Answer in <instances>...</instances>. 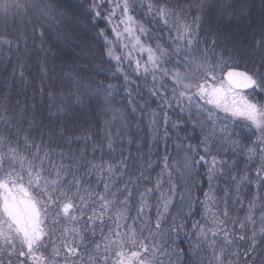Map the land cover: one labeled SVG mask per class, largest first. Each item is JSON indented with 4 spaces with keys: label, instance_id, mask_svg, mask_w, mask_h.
Segmentation results:
<instances>
[{
    "label": "snow or ice",
    "instance_id": "snow-or-ice-1",
    "mask_svg": "<svg viewBox=\"0 0 264 264\" xmlns=\"http://www.w3.org/2000/svg\"><path fill=\"white\" fill-rule=\"evenodd\" d=\"M0 75V264H264V0H0Z\"/></svg>",
    "mask_w": 264,
    "mask_h": 264
},
{
    "label": "trees",
    "instance_id": "trees-1",
    "mask_svg": "<svg viewBox=\"0 0 264 264\" xmlns=\"http://www.w3.org/2000/svg\"><path fill=\"white\" fill-rule=\"evenodd\" d=\"M254 18L259 17V8H256L253 10L252 13ZM248 21L247 20H242V19H237L234 21H231V28H237L239 26L240 28H244V31H246L244 34V37L242 35H239V33L236 35L240 40H244L245 38L250 39V32L251 29L248 27ZM85 27L86 22H85ZM101 27H105V25H100ZM105 30L107 31L108 29L105 27ZM242 31V30H241ZM55 32L56 28L53 27L50 35L52 36V39L48 41L47 47L52 48V50L58 54L59 58L54 61L55 65L57 68L59 67H67L69 64H75V65H82L84 60H89L92 61L97 65V67H103V68H109L111 65L108 64H103L101 65L100 61V52H101V43L98 42V38L93 39L92 37L95 35L94 32L89 31L87 34L80 33V36L83 38L84 43L82 44V47L84 51H81V48H75V47H69L68 45L64 44L63 42H58L55 39ZM78 42V41H77ZM37 43H39L37 41ZM91 49V51H89ZM117 54H120V50H116ZM80 56L81 60H76L75 57ZM114 63V62H113ZM114 70V69H113ZM33 72H35V69H32ZM96 79L98 80H103L105 83H117L119 84L120 81L114 80V79H105V74L101 73L99 75L95 76ZM0 79H4L2 75H0ZM29 80H31V77H29ZM243 215V213H241ZM182 247L184 245H181Z\"/></svg>",
    "mask_w": 264,
    "mask_h": 264
},
{
    "label": "rangeland",
    "instance_id": "rangeland-1",
    "mask_svg": "<svg viewBox=\"0 0 264 264\" xmlns=\"http://www.w3.org/2000/svg\"><path fill=\"white\" fill-rule=\"evenodd\" d=\"M242 30V31H241ZM231 31H233L234 33H235V35H237L239 32V35H242V37H244V35H246V34H244L246 31H244V28H240L239 26H237V28H231Z\"/></svg>",
    "mask_w": 264,
    "mask_h": 264
}]
</instances>
